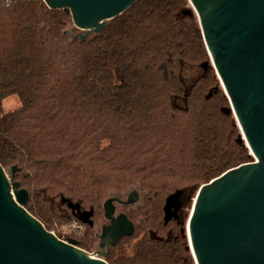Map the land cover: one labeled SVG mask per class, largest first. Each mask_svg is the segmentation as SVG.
<instances>
[{
  "label": "trees",
  "instance_id": "1",
  "mask_svg": "<svg viewBox=\"0 0 264 264\" xmlns=\"http://www.w3.org/2000/svg\"><path fill=\"white\" fill-rule=\"evenodd\" d=\"M186 10L188 0H139L81 41L63 10L43 0H0V164L20 168L25 208L47 231L56 198L97 214L114 194L145 192L143 224L152 218L151 232L131 256L112 254L108 264H195L178 224L167 241L151 236L165 228L166 197L196 196L252 162L210 64L189 88L182 80L183 66L210 63L197 17ZM12 96L20 106L3 113ZM75 240L88 252L95 238Z\"/></svg>",
  "mask_w": 264,
  "mask_h": 264
},
{
  "label": "water",
  "instance_id": "2",
  "mask_svg": "<svg viewBox=\"0 0 264 264\" xmlns=\"http://www.w3.org/2000/svg\"><path fill=\"white\" fill-rule=\"evenodd\" d=\"M139 0H43L52 10L71 15L80 32L73 40L85 41L100 34L109 21L128 11ZM198 19L202 37L223 90L230 102L242 136L254 162L231 169L201 186L188 220L187 250L195 264H264V0H188ZM70 34V33H68ZM209 62L202 65L208 70ZM209 93L207 99L211 97ZM0 164V264H108L107 254H90L78 241L60 240L32 216L25 207L28 190ZM184 190L166 197L164 221L168 223L183 206ZM137 196L131 195L125 205ZM113 199L104 204L99 240L107 251L124 237H131L135 224L125 214L114 217ZM62 205L79 211L80 205L62 198ZM93 210L81 214L83 224ZM183 230V232H185ZM152 238L161 240L155 233Z\"/></svg>",
  "mask_w": 264,
  "mask_h": 264
},
{
  "label": "rangeland",
  "instance_id": "3",
  "mask_svg": "<svg viewBox=\"0 0 264 264\" xmlns=\"http://www.w3.org/2000/svg\"><path fill=\"white\" fill-rule=\"evenodd\" d=\"M197 21H198V19H197ZM210 67H211V69H213V66H212L211 63H210ZM213 72H214V77L218 80V85L220 86L221 90L223 91L224 95L226 96V94H225V92L223 90L221 81H220L215 69H213ZM204 73H206V71H204V69L202 67H189V66L187 67V66H183V69H182V80H183L186 88H189L197 80V78L203 76ZM226 98H227V96H226ZM227 100H228V98H227ZM3 103H4V104H2V112L3 113L15 110L16 108H18L20 106V101H19L17 96H12L10 98H7ZM180 103H181V101H178V100L176 101V104L180 105ZM228 103H229V106H230L229 100H228ZM233 118H234V121L236 123V127L238 129V139H239V137L242 136V132H241V129H240V127H239L234 115H233ZM238 139H237V142H238ZM244 145H245V143H244ZM249 153H250V151H249ZM251 158H252V162H254L255 158L253 156H251ZM5 171L8 174V176H10V169H5ZM143 193L146 196V193L145 192H143ZM146 197H144L143 201L140 202V203L143 204V206H144V202H145V198ZM183 198H184V204H183V207H182L181 216H180L179 220L177 221V223H175V222L170 223L166 228H164L163 230L158 231V233H159L160 236L167 237L169 232L174 233V227H175L174 225L178 224L179 227H180L179 232H180V236H181V240H182L181 244H182L183 248L187 249L190 241L188 239L189 236L187 237V234H186L185 230H186V227L188 225V220L190 218V214H191V211H192L193 201L195 199L194 191L193 190H185V192L183 194ZM164 203H163V206L161 208V210H162V214H161L162 220H163V216H164V213H163ZM142 207H141V209H142ZM49 210L51 211L52 215L48 216V221L50 222V224L52 226V230H53V231H50V232H52L56 236L60 237L59 239L63 240V241H65L68 238H72V239H79V241L81 243L82 242H86V244L87 243L90 244V242L92 240V236H94V232L92 231V228H90L89 226H85L79 232L74 230L72 228V225H74V224L80 225V224L77 222L76 219L74 220V218H69V215L71 214L70 209L67 206H61V200L59 198L54 199L50 203ZM87 210H89V209H87ZM103 210L104 209H103V203H102L100 210H97V211H99L96 214V217H97L96 222L97 223H99L101 221L104 222ZM146 210H147V208H146ZM144 214H145V210L144 209L140 210L137 213V215L134 217V219H133L134 222L136 223V230H137L138 226H141L140 229H139L138 236H136L135 238H133L134 237L133 236L131 238L124 239L118 245L117 249H115V251L113 252L114 256H116V254H117V256L118 255H123V257L124 256L125 257L131 256V254H132L131 247H133L134 244L139 239H141L145 234H146V236H147V234L149 235V232H151L149 227H152L153 225H151V223H154V222L152 221V218H151L148 222L143 224V219H145L144 218ZM140 220H141V222H139ZM154 220H156V218H154ZM87 227L90 230L89 233L88 232L86 233V228ZM183 230L185 232H183ZM135 233H136V231H135ZM96 242L97 241L95 239V241L92 243V247H91L92 249H91V251H88V253H90V254L95 253L94 250L96 248ZM194 263H195V261H194Z\"/></svg>",
  "mask_w": 264,
  "mask_h": 264
},
{
  "label": "flooded vegetation",
  "instance_id": "4",
  "mask_svg": "<svg viewBox=\"0 0 264 264\" xmlns=\"http://www.w3.org/2000/svg\"><path fill=\"white\" fill-rule=\"evenodd\" d=\"M134 193L136 194L137 198L136 200L132 203V204H129V205H125L124 202H127L128 199L130 198L131 195H134ZM145 194L138 188H133V189H130L128 190L127 192L125 193H122V194H114L112 196H110L109 198L113 199V205L115 207V212H114V217H117L119 216L120 214H125L127 216V218L135 224V231H136V223L134 222V217L137 215V213L141 210V207L143 206L142 203H140L141 201H143L144 199ZM107 200V199H106ZM105 200V201H106ZM104 201V202H105ZM166 201V200H165ZM103 202V204H104ZM183 204H184V198H183ZM165 205V203H164ZM183 207V206H182ZM182 211V209H181ZM181 211L178 212L179 215H178V219H172L171 221H169L168 223H165L164 221V216H163V222H164V227L166 228L170 223L172 222H177L181 216ZM84 212H88V210H83L80 208L79 211H74V214L76 216V219L79 221L78 223L80 224L81 226V229L85 226H89L90 228H92V231L94 232V238L96 239V248H95V253L96 254H107V258L114 254L113 252L115 251V249H117L118 245L124 240V239H128V238H131L135 235V232H134V235L131 236V237H124L123 239H121L119 241V243L114 247V248H110L109 251L106 250V248L103 246H101L103 244L102 241L99 240V235L101 234L102 232V227L104 225H109L110 224V221L106 220L105 217H104V210H103V218H104V222L101 221L99 223L96 222L97 220V217H96V214L94 213L93 211V215L92 217L89 219V222H91L92 224L89 225V224H83L82 221H81V214L84 213ZM163 213H164V207H163ZM165 215V214H164ZM141 222V220L139 221ZM172 236V233L169 232L167 237L163 239V237H159L161 238V240H158V241H167L169 240V238H171ZM106 258V259H107Z\"/></svg>",
  "mask_w": 264,
  "mask_h": 264
},
{
  "label": "built area",
  "instance_id": "5",
  "mask_svg": "<svg viewBox=\"0 0 264 264\" xmlns=\"http://www.w3.org/2000/svg\"><path fill=\"white\" fill-rule=\"evenodd\" d=\"M77 224H74V225H72V228L74 229V230H76L77 232H79L80 230H81V226L80 225H77ZM74 226V227H73Z\"/></svg>",
  "mask_w": 264,
  "mask_h": 264
},
{
  "label": "bare ground",
  "instance_id": "6",
  "mask_svg": "<svg viewBox=\"0 0 264 264\" xmlns=\"http://www.w3.org/2000/svg\"><path fill=\"white\" fill-rule=\"evenodd\" d=\"M188 229H187V233H188V236H189V225H187Z\"/></svg>",
  "mask_w": 264,
  "mask_h": 264
}]
</instances>
